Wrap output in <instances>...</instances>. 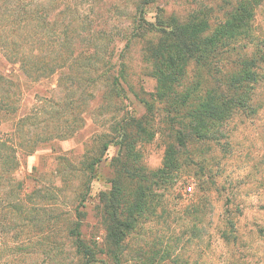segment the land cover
I'll return each instance as SVG.
<instances>
[{
	"label": "trees",
	"instance_id": "1",
	"mask_svg": "<svg viewBox=\"0 0 264 264\" xmlns=\"http://www.w3.org/2000/svg\"><path fill=\"white\" fill-rule=\"evenodd\" d=\"M49 1L50 7L42 8L26 0H4L0 6V50L5 60L33 81L57 75L56 87L61 92L17 118L21 134L17 144L0 139V263L20 264L25 256L38 254L59 264H94L103 246L111 250L104 252L108 258L118 247L122 254L127 233L155 210L152 189L165 188L169 179L179 177V149L189 141L209 144L217 139L218 144L224 126L238 115L256 112L264 43L257 41L253 20L263 0H237L216 22L200 10L184 17L165 16L160 10L149 22L142 10L148 1L138 0L131 15L135 27L116 30V40L110 30L91 27L79 13H73L70 0ZM75 5L77 10L81 4ZM122 40L125 43L119 49ZM135 40L141 41L142 59L156 81L152 93L135 90L125 70L123 50ZM127 91L145 113L137 115L125 105L129 103ZM19 94L15 79L0 73V125L5 116L16 114ZM96 97L101 100L97 110L111 108V124L95 137L91 152L83 154L74 190L76 203L64 216L46 213L45 206L27 207L17 197L22 182L13 176L18 148L30 155L41 143L73 136L84 126V115L94 110L90 106ZM155 104H163L160 110L167 112L173 141L165 146L161 166L149 169L138 146L154 136ZM111 145L117 152L110 163V189L98 195L103 233L98 242L82 235L85 212L79 206H84L96 167ZM194 209L197 223L201 208ZM28 232H33L31 239ZM222 238L229 243L227 233ZM178 256L169 258L174 263Z\"/></svg>",
	"mask_w": 264,
	"mask_h": 264
},
{
	"label": "rangeland",
	"instance_id": "2",
	"mask_svg": "<svg viewBox=\"0 0 264 264\" xmlns=\"http://www.w3.org/2000/svg\"><path fill=\"white\" fill-rule=\"evenodd\" d=\"M26 1L33 3L34 8L35 3L39 8L51 5L49 0ZM135 1L138 0H70V3L75 11L73 13H79L91 27L110 30L116 40V30L135 27L136 22L131 16ZM140 1H148L143 3L142 10L149 22L154 21L160 10L165 16L174 13L179 17L197 10L205 11L216 22L230 11L237 0ZM3 3L4 0H0V6H4ZM54 3L59 10L61 4L58 1ZM79 3L81 5L77 6ZM253 25L257 41L264 43V0L256 8ZM124 43L125 40L118 43L119 49ZM141 45L140 40L131 41L129 47L123 50L125 70L135 90L152 93L156 81L148 74ZM0 73L10 74L20 93L16 114L5 116L0 125V139L17 144L21 140L17 118L34 112L46 99H56L61 95L56 87L57 75L33 81L24 76L17 65L7 62L1 50ZM261 73L262 79L256 89L255 101L259 104L256 112L247 116L238 115L224 126V136L219 137L218 144L217 139L209 144L189 141L186 148L179 149V177L169 179L165 188L152 189L154 196L151 200L157 202L155 210L127 233L122 254H119L118 247L112 249L108 258L104 254L106 246H103V252L99 253L94 264H264V64ZM127 95L129 103L125 101V105L128 104V108L137 115L145 113L144 106L131 92L127 91ZM100 101L96 97L91 102L90 107L94 110L84 115V126L73 136L41 143L30 155L23 154L18 148V164L13 176L22 182L17 197L24 205L35 208L45 206L46 213L64 216V212L76 203L74 190L83 154L87 150L91 152L95 137L111 124L108 121L111 108H95L101 104ZM162 107L163 104H155L152 112L155 130L152 140L138 146L149 169L161 166L165 146L173 141L169 121L166 120L167 112L160 110ZM119 112L122 113V110ZM116 152V146L108 147L96 167L84 206H79L85 212L81 226L85 239L102 241L98 195L110 189L109 180L113 176L110 163ZM199 206L201 212L198 213L197 223H194L197 214L194 208ZM226 233L229 243L222 238ZM23 235L21 233L20 237ZM32 235L33 232H28L27 237L31 239ZM56 238L60 239V236ZM177 254L179 256L173 263L171 258L174 259ZM0 264L19 263L4 261ZM20 264L59 263L37 254L25 256Z\"/></svg>",
	"mask_w": 264,
	"mask_h": 264
},
{
	"label": "built area",
	"instance_id": "3",
	"mask_svg": "<svg viewBox=\"0 0 264 264\" xmlns=\"http://www.w3.org/2000/svg\"><path fill=\"white\" fill-rule=\"evenodd\" d=\"M188 189H190V188H188Z\"/></svg>",
	"mask_w": 264,
	"mask_h": 264
}]
</instances>
